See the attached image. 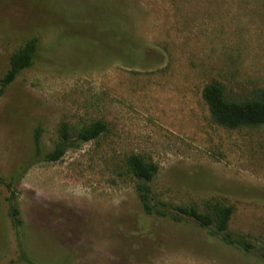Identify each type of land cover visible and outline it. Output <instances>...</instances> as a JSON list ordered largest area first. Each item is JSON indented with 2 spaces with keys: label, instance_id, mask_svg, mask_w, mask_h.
<instances>
[{
  "label": "rangeland",
  "instance_id": "1",
  "mask_svg": "<svg viewBox=\"0 0 264 264\" xmlns=\"http://www.w3.org/2000/svg\"><path fill=\"white\" fill-rule=\"evenodd\" d=\"M38 37L35 61L0 97V177L19 176L23 225L0 184V264H264V125H217L202 98L264 88V0H0V77ZM102 120L108 131L62 160L34 156ZM159 165L169 205L219 200L232 248L189 221L144 212L125 159Z\"/></svg>",
  "mask_w": 264,
  "mask_h": 264
},
{
  "label": "trees",
  "instance_id": "2",
  "mask_svg": "<svg viewBox=\"0 0 264 264\" xmlns=\"http://www.w3.org/2000/svg\"><path fill=\"white\" fill-rule=\"evenodd\" d=\"M39 39L32 37L19 47L10 57L7 71L0 77V97L17 79L21 72L30 68L36 58ZM202 98L207 104L212 120L227 129L258 127L264 125V88H254L244 95H228L225 87L219 82L208 83L202 91ZM108 131V125L102 120L85 125L73 132L68 122H61L58 129V141L54 148L44 152L42 148L43 130L37 127L33 134L34 156L45 162H58L71 149L84 143L99 139ZM128 174L135 180V189L139 202L148 215L171 217L176 221H189L219 239L225 245L252 252L256 246L242 235L229 230V223L234 209L219 200H207L203 206L169 205L158 199L152 182L159 173V165L147 160L138 153H131L125 159ZM19 176L13 175L10 180L0 177V184L6 186L8 216L13 228L23 225L19 207L17 184Z\"/></svg>",
  "mask_w": 264,
  "mask_h": 264
}]
</instances>
